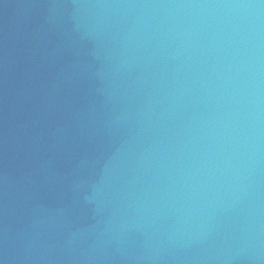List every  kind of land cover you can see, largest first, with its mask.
I'll return each mask as SVG.
<instances>
[{"label":"water","instance_id":"obj_1","mask_svg":"<svg viewBox=\"0 0 264 264\" xmlns=\"http://www.w3.org/2000/svg\"><path fill=\"white\" fill-rule=\"evenodd\" d=\"M0 264H264V0H0Z\"/></svg>","mask_w":264,"mask_h":264}]
</instances>
